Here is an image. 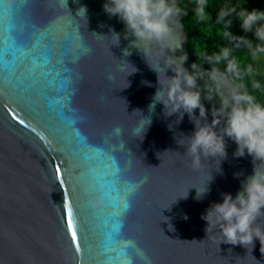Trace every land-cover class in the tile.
I'll use <instances>...</instances> for the list:
<instances>
[{"label":"water","instance_id":"water-1","mask_svg":"<svg viewBox=\"0 0 264 264\" xmlns=\"http://www.w3.org/2000/svg\"><path fill=\"white\" fill-rule=\"evenodd\" d=\"M105 2L3 0L0 4V29L29 18L40 27L54 24L58 29L49 53L51 75L39 77L23 96L7 88L0 91V264H96L104 259L97 245L107 239L105 219L111 211L104 195L107 189L101 187V180L91 185L94 191H86L89 180H81L77 171L83 165L74 155V127L117 158L122 196L125 188L134 186L128 193L130 209L120 217L119 239L138 251L136 264H264L258 239L248 246L251 251L219 244V230L209 238L202 219L213 203L223 202V193L235 198L242 190V182L253 174L252 157L247 153L234 157L237 145L225 137L228 155L220 164L222 174L216 172L211 158L200 171L192 169L178 140L190 136L195 125L186 113L177 125V115L165 117L162 104L150 107L157 74L143 53L131 46L135 37L123 21L104 11ZM81 7L86 17L82 11L77 13ZM179 19L182 46L174 55L187 57L184 67L197 76L211 122V109L220 107L221 98L208 80L210 69L192 59L188 29ZM110 29L120 34L119 46ZM125 49L130 55H124ZM149 59L157 62L159 57L153 51ZM166 75L174 73L169 69ZM62 81H67L63 87ZM209 94L211 101L206 98ZM9 109L25 124L13 119ZM195 114L199 115V109ZM57 163H61L73 210L79 209L80 227L91 237V253L81 241L78 255L67 231ZM98 168L101 174L106 171L103 164ZM209 170L210 191L198 200L196 189L189 187L202 185Z\"/></svg>","mask_w":264,"mask_h":264},{"label":"clouds","instance_id":"clouds-1","mask_svg":"<svg viewBox=\"0 0 264 264\" xmlns=\"http://www.w3.org/2000/svg\"><path fill=\"white\" fill-rule=\"evenodd\" d=\"M208 5L209 0H196L194 11L199 22L210 24L211 16L206 11ZM103 8L109 16H118L123 21L126 29L135 37L131 46L143 53L148 66L157 74L158 86L150 107L154 108L156 103L162 104L165 117L177 115V125L186 113L195 125L190 136H182L178 140L186 149L184 153L190 158L192 169L200 171L204 162L211 158L215 161L216 172L222 174L220 164L228 155L225 137L237 145L234 157H243L245 153L252 157L253 174L242 182V190L238 191L235 198L229 193H223V202L213 203L206 209L202 219L207 222L206 232L209 238L210 233L219 230V244L223 242L248 248L249 245L253 246L254 239H258L260 251L264 253V102L258 100L255 94L259 90L264 95V87L256 79L260 73L253 64L242 68L237 59L232 57L228 47H222L218 52L208 55L207 61L212 65L207 71L208 80L221 98L219 108L213 105L212 120L209 122L207 110L201 101V91L197 88V76L184 67L187 59L185 55H174L182 46V25L179 18L187 14L178 6L177 0H106ZM81 11L86 17V9L81 7L77 13ZM233 15L239 19L243 32L252 33L255 41L247 35H234L229 30L232 20L228 18ZM216 23H223V36L235 48L247 49L253 62L264 60V12L255 9L248 11L241 5L225 6L218 11ZM110 32L111 37L116 40L115 45L119 46L120 34L112 29ZM153 51L159 57L157 62L149 59V53ZM124 55L128 56L130 52L125 49ZM221 63L226 64L223 71L217 67ZM133 68L135 70L132 73L137 71L134 66ZM169 69L174 75H166ZM245 78H250L252 91L245 83ZM142 83L152 86L148 81ZM206 98L212 100L210 94ZM196 109H199L198 116L195 114ZM150 123L148 120L147 125ZM171 128L172 125L169 124V129ZM212 179L209 170L208 179L202 185L189 187L196 189L198 200L210 191ZM188 189L184 197L187 196Z\"/></svg>","mask_w":264,"mask_h":264},{"label":"snow or ice","instance_id":"snow-or-ice-1","mask_svg":"<svg viewBox=\"0 0 264 264\" xmlns=\"http://www.w3.org/2000/svg\"><path fill=\"white\" fill-rule=\"evenodd\" d=\"M36 2L39 3L40 0ZM0 4H3V0H0ZM57 32L58 29L54 24L40 27L31 18L21 25L10 24L0 29V91L7 88L23 96L32 89L39 77L51 75V70L48 68L51 60L49 53L56 42ZM44 41H47V44L42 48ZM66 84L67 81L61 82L62 87ZM9 111L13 119L22 125L25 124V121L15 112L11 109ZM70 123L74 125L76 122L73 120ZM73 135L74 155L83 165L82 168L77 166L79 177L81 180H89L86 191H94L91 185L99 184L103 180L101 187L107 189L104 195L107 196V204L111 209L105 219L107 239L100 241L97 245L98 254L104 259L96 261V264H136L135 256L139 254L138 251L130 243H122L119 239L120 229L123 227L120 217L130 209L128 193L133 190L134 186L125 188L122 196L119 187L121 169L117 158L110 155L106 147L92 143L78 128H73ZM100 164H103L106 170L103 174L98 168ZM55 174L62 189V207L65 212L66 228L75 251L78 255L81 253L82 241L85 250L91 253L88 243L91 237L86 236L85 231L80 227L81 218L77 214L79 209L77 212L73 210L61 172V163L55 165ZM88 232H91L90 228ZM81 259L83 260V257Z\"/></svg>","mask_w":264,"mask_h":264},{"label":"trees","instance_id":"trees-1","mask_svg":"<svg viewBox=\"0 0 264 264\" xmlns=\"http://www.w3.org/2000/svg\"><path fill=\"white\" fill-rule=\"evenodd\" d=\"M241 5L248 11L253 9L264 12V0H209V5L206 11L211 16L210 24L199 22L195 16L196 0H178V6H180L187 14L182 15L184 25L188 29V51L190 52L192 59L205 68H211L207 61V56L216 53L222 47H228L231 49L232 57L236 58L241 67H246L248 64H253V67L260 73L256 76V79L264 87V60L253 62L250 55L245 48H235L234 44L229 42L223 36L224 25L223 23L217 24L216 17L220 8L225 6ZM228 19L232 20L230 31L234 35H247L250 39L255 41L252 33L245 34L240 27L239 19L233 15ZM224 70L225 63L217 65ZM245 83L251 89L250 78H245ZM258 100L264 102V95L259 90L255 91Z\"/></svg>","mask_w":264,"mask_h":264}]
</instances>
